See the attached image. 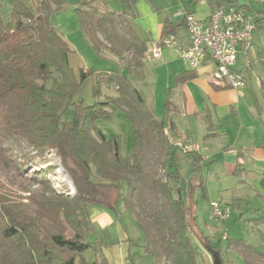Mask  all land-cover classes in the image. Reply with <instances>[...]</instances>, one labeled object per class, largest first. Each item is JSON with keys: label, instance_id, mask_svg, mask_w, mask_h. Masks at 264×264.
<instances>
[{"label": "trees", "instance_id": "trees-1", "mask_svg": "<svg viewBox=\"0 0 264 264\" xmlns=\"http://www.w3.org/2000/svg\"><path fill=\"white\" fill-rule=\"evenodd\" d=\"M109 1L77 0L76 14L94 50L101 55L110 51L125 61V69L81 68L77 78L69 62L73 50L50 14L65 8L69 0H0V264H109L103 248L110 244L96 239L92 208L109 206L111 189L118 196L109 207L122 202L129 211L151 264L205 263L194 238L213 264H234L224 258L221 239L215 244L200 232L193 192L187 199L184 194L190 189L178 184L181 156L175 141L131 78L144 77L150 56L146 41L132 25L138 0H119L120 10L109 8ZM208 3L213 10L234 4ZM187 14L191 12L186 8ZM185 16L178 24L165 19L161 38L176 35ZM121 21L124 32L118 29ZM89 77L94 102L75 101L76 91ZM104 86L115 87L116 94L104 96ZM70 107L73 116L64 118ZM117 109L134 128L135 142L126 153L122 135L110 138L99 125ZM208 128L214 135L212 124ZM52 151L72 179L74 195L51 186L47 174ZM189 153L198 177L196 188L207 196L204 159L195 151ZM155 165L165 173L160 175ZM141 185L149 187L154 199L150 211L141 202ZM249 220L263 223L264 215ZM261 233L264 239V230ZM231 248L241 255V264H264V253L243 238L229 239L226 253Z\"/></svg>", "mask_w": 264, "mask_h": 264}, {"label": "crops", "instance_id": "crops-1", "mask_svg": "<svg viewBox=\"0 0 264 264\" xmlns=\"http://www.w3.org/2000/svg\"><path fill=\"white\" fill-rule=\"evenodd\" d=\"M188 1L138 0V16L132 20V25L146 41L150 53L145 75L138 82L149 84L151 98H146L147 105L159 119L165 120L166 131L175 144H182L189 149L188 152L195 151L203 157V177L207 169L206 163H210L208 175L214 169L218 191L224 193L229 200L241 198L243 201L239 203L243 205L249 202L252 195L264 200V78L254 76L251 72L255 62L251 54L244 56L245 59L241 61L244 67L241 69L238 66L240 53L238 55L236 69L243 72L247 81V86L241 89H233L214 81L212 71L215 66L212 62L196 70L191 69L174 47L163 46L159 57L151 54L152 48L162 37L165 19L178 24L187 8L197 18L206 20L213 11L208 0H194L186 5ZM200 1L205 2L208 7L205 12L198 14L197 3ZM231 1L249 8L247 4L237 0ZM176 35L184 41L188 40L185 24L179 25ZM262 56L264 57V53ZM187 75L188 77L181 79ZM137 86L144 93L139 84ZM172 123L175 125L174 129H171ZM209 124L213 126L214 135H209ZM178 152L181 156L180 181H184L186 171L189 177L192 175V178H196L192 165L193 155L188 152L184 154L179 149ZM237 167L240 168L237 170L238 175L235 174ZM228 177L234 181L222 182V179ZM206 182L205 188L210 195L211 180L207 178ZM250 187H255L253 194L248 191L251 190ZM257 228L262 236L261 231L264 229L260 225ZM131 241L125 236L121 238L119 245L110 244L104 248L109 264H130ZM204 254L213 264L211 256L207 252Z\"/></svg>", "mask_w": 264, "mask_h": 264}, {"label": "rangeland", "instance_id": "rangeland-1", "mask_svg": "<svg viewBox=\"0 0 264 264\" xmlns=\"http://www.w3.org/2000/svg\"><path fill=\"white\" fill-rule=\"evenodd\" d=\"M237 1L243 4H247L249 7V11L252 14L258 16V20H260L259 26H257L253 31V47L250 51V54L255 62L251 72L254 73V76L257 75L264 78V57L262 56V54L264 53V0ZM76 3L77 0H69V4L65 8H62L55 13H50L52 23L64 35L65 39L69 42L71 49L73 50V52L69 55V62L76 77L79 78L81 68H110L120 70L125 69V61L119 60L113 54H111L110 51H105L104 55H101L94 50L91 42L81 28V25L77 18ZM108 6L111 9H121L119 0H110ZM207 7V4H205V2L203 1L197 3L198 14L205 12L207 10ZM6 10L7 5H5V11ZM125 28L126 25L123 21L118 23L119 31L124 32ZM244 56L246 55L241 53L239 55V69L244 67L243 65H241V61L245 59ZM131 78H133V81L136 85L139 84L140 88H142L145 93V97L150 100L151 96L149 94V84L142 81L138 82L141 77L137 75H132ZM102 92L104 96L115 95L116 89L113 86H104ZM103 97L101 99H103ZM74 100L83 101L85 104H91L94 102L92 78L89 77L82 83V85L74 95ZM73 114L74 108L70 107L67 110L64 118H66V116L72 117ZM99 125L103 128L104 132L107 133L110 138H113L117 135H122L124 152H129L130 148L135 142L134 128L132 123L127 118H125L124 114L119 109L114 112V115L110 120L100 121ZM177 148L179 149V151L183 153L185 152L183 147L177 146ZM154 156H156V154H154L151 158H153ZM48 159L50 161L49 164L51 165V169L47 174V178L50 180L51 186L58 193L64 192L74 195L76 193L75 185L62 166L60 157L55 153V151H52ZM184 166H186L185 163ZM210 166V163H206L207 169H205L204 173V183L206 186L207 178L211 180L210 195H208L207 188V196L205 195L201 187L196 188L198 177L192 178V175H190V180L187 171L184 174V181H180L179 183H177L190 189L184 194L186 195L187 199L194 197V199L197 201L196 215L200 232L205 236H209L210 240L215 244H218V241H220L221 239L222 241L220 245L224 250V258L232 261L234 264H241L242 257L239 252L234 248H231L230 251L226 253V246L228 245L230 238H243L257 247L259 253H264V239H262L261 234H259L258 232L259 229L257 228V226L260 225V227L264 229V222L257 224L254 220H249V218H252L254 216L258 217L264 215V200L253 195L249 199V202L245 203L244 205L239 203V201H243L241 198L239 200V198L234 197L233 200H229L224 193L218 191V184L214 180L216 176H214V169H211L212 174L210 176L208 175V168ZM155 167L160 175H163L165 173L158 166L155 165ZM232 181L234 180H232V178L230 177L225 178L224 180L222 179V182L224 183ZM192 185H194L193 191L191 190ZM140 187V199L144 205L143 207L146 208L147 211H150V205L154 203V199L149 193L150 189L145 185H141ZM254 190L255 187L251 188V190L248 191H250L249 193H252ZM191 192H193V197H191ZM117 196V190L111 189L108 196L109 206L113 205ZM219 201L223 206L228 207L231 210V216L227 220L221 221L212 216L211 202ZM109 206L100 205L92 208V218L98 229V235L96 239H102L108 244H113L114 246L119 245L121 238L127 236L132 240L131 251L129 254V263L133 264V262H136L137 264H151L142 247V232L136 225L129 211L125 209L122 202H119L113 208H110ZM240 214H243V217H240ZM224 234L228 235L226 239L223 238ZM194 242L197 249L199 251H202V253H205L202 245L196 238H194ZM87 255L89 260H92L94 258V255L91 251H88ZM256 256L258 257L259 255ZM258 258L262 259L261 257ZM205 259L206 262H202L203 264H208L209 262L211 264V260H209V257L207 258L206 256Z\"/></svg>", "mask_w": 264, "mask_h": 264}, {"label": "built area", "instance_id": "built-area-1", "mask_svg": "<svg viewBox=\"0 0 264 264\" xmlns=\"http://www.w3.org/2000/svg\"><path fill=\"white\" fill-rule=\"evenodd\" d=\"M257 21L258 16L239 4L215 8L206 20L192 13L187 14L185 26L188 40L184 41L175 34L166 35L156 42L151 54L159 57L163 46L174 47L191 69L196 70L212 62L215 66L212 71L214 81L241 89L247 86V81L243 72L236 69V63L239 53H250ZM178 146L183 147L182 144ZM183 148L185 152L189 151ZM211 212L214 218L221 221L231 216V210L220 202H211ZM223 238L226 239L227 235L224 234Z\"/></svg>", "mask_w": 264, "mask_h": 264}, {"label": "water", "instance_id": "water-1", "mask_svg": "<svg viewBox=\"0 0 264 264\" xmlns=\"http://www.w3.org/2000/svg\"><path fill=\"white\" fill-rule=\"evenodd\" d=\"M216 264H219L218 262H216Z\"/></svg>", "mask_w": 264, "mask_h": 264}]
</instances>
